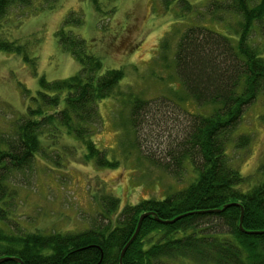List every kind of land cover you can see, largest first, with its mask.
Wrapping results in <instances>:
<instances>
[{"label": "trees", "instance_id": "trees-1", "mask_svg": "<svg viewBox=\"0 0 264 264\" xmlns=\"http://www.w3.org/2000/svg\"><path fill=\"white\" fill-rule=\"evenodd\" d=\"M33 1L0 0V26L13 6L29 7ZM171 1L165 0L168 6ZM180 2L187 12L195 10L191 0ZM207 10L210 19L189 22L174 53L169 40L161 46L163 58L168 54L166 61L172 55L181 85L171 97L196 106L185 108L190 120L182 141L171 150L172 162H156L178 179L180 187L169 186L162 198H147L123 208L117 196L105 195L99 224L82 232L9 231L8 209L17 189L7 181L8 172L30 166L46 149L44 141L58 145L65 137L74 138L83 144L85 158L96 159L100 166L118 165L107 158L93 135L102 123L97 104L115 96L125 71L107 67L84 38L63 26L58 30L61 47L72 53L81 69L62 80L40 77L35 94L26 89L30 102L15 124V135L0 136V259L18 257L24 264H120L121 252L140 216L154 212L163 220L187 215L172 223L155 216L145 218L124 255V264H167L171 259L191 264H264V161L258 168L261 179L252 185L234 156L252 144L242 121L247 109L264 95V0H210ZM223 12L238 19L233 35L210 25L223 24ZM75 18L78 22L80 17ZM70 24L67 19L65 25ZM254 32L262 37L255 39ZM0 49L23 53V46L1 35ZM24 57L35 64V57L27 53ZM131 98L130 120L136 127L150 100L138 95ZM135 143L142 152L138 139ZM242 214L244 230L240 228Z\"/></svg>", "mask_w": 264, "mask_h": 264}, {"label": "rangeland", "instance_id": "rangeland-1", "mask_svg": "<svg viewBox=\"0 0 264 264\" xmlns=\"http://www.w3.org/2000/svg\"><path fill=\"white\" fill-rule=\"evenodd\" d=\"M191 1L199 15L181 8L180 0H172L169 6L165 0H34L29 7L15 5L10 9L0 35L23 46V53L0 49L1 137L15 135V124L30 102L26 89L35 94L40 77L62 80L80 71L79 61L58 41L62 26L84 38L107 67L123 68L125 77L115 96L98 102L102 123L93 135L107 158L118 165L100 166L96 159L85 158L83 144L74 138L65 137L58 145L44 141L46 149L30 166L8 172L7 181L17 189L8 209L9 231L82 232L99 224L105 195L117 196L123 208L147 198H162L169 186L180 187L178 179L156 162H172L171 150L182 141L190 120L185 108L194 110L196 106L171 97L181 85L172 55L166 61L168 54L163 58L161 46L169 40L174 53L189 22L210 19V0ZM222 14L223 24L210 25L233 35L238 29L237 17ZM74 15L75 19L80 17L78 22L73 21ZM67 19L73 24L65 25ZM255 28L260 31L258 25ZM259 33L254 34L255 39L259 40ZM26 53L35 57V64L25 60ZM134 95L150 100L136 127L130 120L129 103ZM259 99L242 121L252 144L234 155L252 185L261 179L258 168L264 161V95ZM167 264L191 263L171 259Z\"/></svg>", "mask_w": 264, "mask_h": 264}, {"label": "water", "instance_id": "water-1", "mask_svg": "<svg viewBox=\"0 0 264 264\" xmlns=\"http://www.w3.org/2000/svg\"><path fill=\"white\" fill-rule=\"evenodd\" d=\"M230 205H231V204L226 205V206L224 207V209L227 208V207L230 206ZM243 213H244V212H243ZM185 215H187V214L181 215V216H179V217H177V218H175V219H173V220H163V219L159 218V217L156 215V213H154V212H145V213H143V214L140 216V219H139V222H138V227H137V229H136V231H135L133 237H132L131 240L127 243V245L123 248V250H122V252H121L120 260H119V261H120V264H124V263H123L124 255H125V253H126L128 247L131 245V243L134 241V239H135V238L137 237V235L139 234L140 229H141V226H142V223H143V221L145 220V218H147L148 216H155V218H156L158 221H162V222H164V223H172V222H175L176 220H178V219L184 217ZM240 228H241L242 230H244V229H243V214H242L241 221H240ZM7 260H14V261H16V262H19L20 264H24L23 260L20 259V258H18V257H3V258L0 259V263H2V262H4V261H7Z\"/></svg>", "mask_w": 264, "mask_h": 264}]
</instances>
